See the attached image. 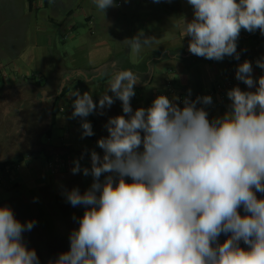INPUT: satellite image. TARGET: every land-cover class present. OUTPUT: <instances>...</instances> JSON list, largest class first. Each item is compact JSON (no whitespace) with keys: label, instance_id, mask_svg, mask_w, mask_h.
<instances>
[{"label":"clouds","instance_id":"clouds-1","mask_svg":"<svg viewBox=\"0 0 264 264\" xmlns=\"http://www.w3.org/2000/svg\"><path fill=\"white\" fill-rule=\"evenodd\" d=\"M94 3L104 13L115 6ZM187 3L193 18L184 20L183 31L197 57L239 59L241 30L264 34V0ZM152 39L139 34L128 42L139 52ZM256 63L264 69V59ZM252 72L251 62L238 65L236 79L255 91L230 89V110L211 121L197 107L210 105L211 96L185 97L180 107L159 95L133 111L139 77L130 70L114 74L98 103L75 90L72 116L82 120V138L94 135L90 114H102L116 99L123 114L108 119V135L97 141L102 156L91 151L90 167L73 161L72 173L93 182L83 193L66 192L85 211L69 250L49 264H264V198L257 197L264 194V76L257 81ZM34 225L0 205V264H40L23 239Z\"/></svg>","mask_w":264,"mask_h":264},{"label":"crops","instance_id":"crops-1","mask_svg":"<svg viewBox=\"0 0 264 264\" xmlns=\"http://www.w3.org/2000/svg\"><path fill=\"white\" fill-rule=\"evenodd\" d=\"M1 2L0 9H3ZM8 4L19 13L11 23L14 32L27 27L33 31L29 46L15 59L13 72H4L0 61V165L16 162L18 157L33 155L35 159L44 155L47 159L53 154L68 152L80 164L90 161L89 153L72 146L79 138L77 129H82L81 118L72 116L75 98L72 93L89 92L98 103L114 74L120 71L130 70L139 77L131 99L133 111L151 106L159 95L176 98L189 95L190 90V95L202 97L213 93L216 85L223 86L220 91L223 98L213 95L211 105L203 106L210 121L230 110L231 101L227 96L230 89L255 91V87L249 89L236 79L239 64L245 60L251 62L254 80L264 76V69L256 63L264 59V34L259 30L252 33L241 30L237 40L239 59L226 56L216 61L191 54L190 38L183 31L184 20L193 18V9L187 0H114L115 6L107 8L105 13L96 7L94 0H8ZM57 9L62 13H53ZM112 16V20L126 22L122 26L125 31H105L103 38L92 36V32L90 41L82 39L77 32L81 20L90 29L96 21L106 28L110 25L106 20ZM139 34L153 39L137 52L128 40ZM57 36L63 43L67 37L71 38L72 46L70 52L63 50L55 59L51 46L57 43ZM32 75L42 77L43 84L37 86L26 79ZM64 87L69 90L60 96ZM57 103L59 109L55 111ZM118 103L121 101L116 99L107 108L116 116L113 107ZM103 115L104 111L102 114L97 111L86 119L93 127L106 125ZM89 138L96 139V136Z\"/></svg>","mask_w":264,"mask_h":264},{"label":"rangeland","instance_id":"rangeland-1","mask_svg":"<svg viewBox=\"0 0 264 264\" xmlns=\"http://www.w3.org/2000/svg\"><path fill=\"white\" fill-rule=\"evenodd\" d=\"M0 2L4 7L0 9V61L3 63L4 72L8 74L14 71V67L12 66L16 65L15 59L19 58L18 54L25 49L27 44L29 46L30 43L28 40L30 41V35L33 30L27 27L20 29L18 33L14 32L11 23L15 21L19 13L12 9V6L8 4V0H0ZM66 6H68V4ZM53 13L59 15L62 12L57 9ZM49 14H51V12H49ZM112 19L113 16L111 18L108 17L106 20V23L109 22L111 26L107 25L106 28H103L101 22L98 24L96 21V23L94 22L95 26L91 29L85 21L81 20L77 32L83 36L82 39L89 40L92 32L94 33L92 36L96 34L103 38L104 36L102 34L105 33V31L110 32L113 30L117 32L118 30H126L122 28V26H124L123 24H126V22H123L121 19ZM114 25L115 27L113 28ZM61 35H63V33ZM59 38L57 36V43L51 46L53 51H51V54L55 59H57L58 55L62 54L63 50L65 52H70L72 46L71 38L67 37L64 43L59 42ZM156 39L157 38H155V40ZM113 42L114 40L110 39L111 45L115 46ZM25 68L27 69V67ZM29 70L31 69L29 68ZM1 82L2 79L0 78V83ZM116 105L117 107H113V109L116 110L117 115H122V104L118 103ZM58 109L59 105L57 103L55 111ZM110 110H107V108L103 110V117L107 119V122L110 117L116 116ZM92 128L96 139H91L89 137L82 138V129L78 128L76 133L79 138L72 146L89 154L91 151L95 150L102 156V149L97 146V141L108 135L107 130L104 124L97 127L92 126ZM42 140V142H45V137H43ZM83 162L84 163H81L82 167H90L91 162L89 160ZM86 162L88 163L85 164ZM78 174L80 181L77 183L79 185L81 184V188L86 191L90 188L93 178L91 175L84 176L82 173ZM52 178L50 163L44 155H39L35 157V159L33 155L28 157L24 156L21 163H17L16 161L14 164L7 165L5 168L0 165V205L11 207L16 218L21 223H26L30 220L35 221L33 229L25 232L23 234V239L29 248L35 249L40 264H49V262L52 261L48 248L51 239L63 236L65 237L67 251L70 248V233L66 230L54 201ZM103 179L104 177L102 176L101 180ZM259 196L260 198H264V194L262 193H259ZM240 212L241 215L245 214L242 209H240ZM226 238V236L221 235L219 241L222 243ZM244 247H246V245Z\"/></svg>","mask_w":264,"mask_h":264},{"label":"trees","instance_id":"trees-1","mask_svg":"<svg viewBox=\"0 0 264 264\" xmlns=\"http://www.w3.org/2000/svg\"><path fill=\"white\" fill-rule=\"evenodd\" d=\"M30 82H33L37 86H41L44 82V79L40 76L32 75L29 78H26ZM69 88L64 87L61 95L64 96L68 92ZM73 153L65 154H53L47 157L48 162L50 163V168L52 170V186H53V195L54 201L57 206L58 212L61 216L63 224L66 230L71 233L74 229L78 228V220L83 216L85 211L84 206L73 207L66 199V192L72 190L73 188H78L81 193L85 192L77 182L80 181L79 174H73ZM23 157H18L17 161H22ZM15 161H7L4 165V168L7 165L14 164ZM257 197L260 198L259 192H257ZM242 209V208H241ZM243 211V209H242ZM244 212V211H243ZM245 245L241 242V247ZM49 252L51 255L52 261H55L59 254L66 252V241L65 237L60 236L50 240L48 244Z\"/></svg>","mask_w":264,"mask_h":264},{"label":"built area","instance_id":"built-area-1","mask_svg":"<svg viewBox=\"0 0 264 264\" xmlns=\"http://www.w3.org/2000/svg\"><path fill=\"white\" fill-rule=\"evenodd\" d=\"M222 87L221 85H216L215 88H214V92L211 93L209 96L213 97V95H219V97H221V99L223 98V95L222 93H220V91H222ZM185 97H189L191 100H195L197 97H201L200 95H186V94H182V95H179L178 99L176 98H171V97H168L170 100H174V102L178 103L180 107H183V100ZM213 101V100H212ZM211 105V104H210ZM203 106H206V105H203V104H198L197 107H203Z\"/></svg>","mask_w":264,"mask_h":264}]
</instances>
